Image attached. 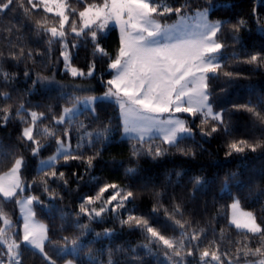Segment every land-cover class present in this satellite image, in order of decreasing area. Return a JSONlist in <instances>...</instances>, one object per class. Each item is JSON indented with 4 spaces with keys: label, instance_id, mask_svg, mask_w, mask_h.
Listing matches in <instances>:
<instances>
[{
    "label": "trees",
    "instance_id": "obj_1",
    "mask_svg": "<svg viewBox=\"0 0 264 264\" xmlns=\"http://www.w3.org/2000/svg\"><path fill=\"white\" fill-rule=\"evenodd\" d=\"M94 2L100 3L102 0ZM211 2L220 5L210 14L213 20H230L232 24L240 19L246 22L236 33L238 42L232 39L231 25L225 29L228 46L224 49V70L233 72L234 76L227 78L221 75L214 88L213 108L227 110L224 118L231 135H226L221 130L213 133L211 137L202 136L201 131H210L213 121L209 119L207 124H202V117H190L194 135L183 139L180 150L172 148L164 156L155 159L148 156L137 159L131 155V143L135 141L129 142L122 137V120L115 104L104 102L94 105L100 120L93 121L90 109L75 116L70 128L71 141L73 151H76L81 136L93 133L91 139L94 146H88L85 140L79 151L84 152L85 159L97 151L100 156L93 161L94 167L89 173L85 172L86 164L79 161L65 164L61 158L56 163V170L64 172L67 185L63 182H51L49 187L54 191V196L43 191V175L37 174L39 160L52 155L57 147L55 140L43 133V129L52 124L51 119L37 123V138L45 146L36 157L21 146L17 139L20 130L28 126L24 121L31 120V111L43 112L48 117L59 116L64 107L74 104L73 98L77 96L72 91L65 92L60 86L44 84L49 77L67 82L95 80L97 90L105 91L106 87L101 81L111 78L108 62L109 57H114L118 51L119 31L114 27L107 34H102L101 44L107 55L94 53L90 40L77 39L80 42L72 56V64L85 73L90 65L95 64V74L92 77H73L64 70L60 55L61 44L54 42L49 46L46 37H36L31 32L30 20L40 18L38 15L26 20L17 8L0 16V30L11 26L14 19L20 21L16 25L18 33L26 45V50L32 51L29 59L20 62L8 61L4 64L5 71L13 74L14 80L6 84L0 79V93L7 92L11 97L5 99L0 96V109L10 108L12 114L5 124L0 111V174L9 170L15 158L24 156L26 167L22 170L25 184L23 193H31L44 202L43 205L34 203L33 207L35 217L48 226L49 241L45 243V251L56 263L62 264L67 259V255L60 254L59 251L65 247L63 237H68L69 244L74 238L81 241L83 250L75 257L77 264H109V260L113 264H175L180 259L175 256L169 259L162 245L150 242L147 234L139 229L122 226L120 218L115 214H105L99 221H90L84 216L77 218L80 198L95 195L97 190L96 182L89 183L90 176L98 177L101 183L115 182L122 188L132 184L136 192L137 214L143 215L165 236L175 241L183 239L186 247L182 254L187 251L188 244L181 233L184 232L186 236L198 233L200 240L193 241V244L199 243L200 247L193 249L194 256H185V264H200L199 252L204 248L218 250L223 264H229V261H236L237 258L239 262L260 258L251 255L245 257L242 252L237 251L245 244L255 249L260 246V241L252 238L251 234L246 235L243 230L236 229L229 221L230 203L237 196L241 206L252 211L264 227V122L256 119L250 112L237 111L232 107L249 105L264 115V63L257 65L244 62L248 59L246 54L264 55V0ZM207 3L208 0H192L191 7L195 11L206 7ZM47 16L50 20L53 19L52 14ZM172 19L174 18L169 20ZM25 23L29 24L28 28L22 27ZM25 72L29 73V77H25ZM38 78L39 82L33 85L32 81ZM36 105L40 107H35ZM97 132L103 134L99 141L95 139ZM232 139H246L249 143H259L261 146L255 152L249 149L244 153L226 155V143ZM156 142L159 143L158 140ZM129 167L137 169L134 181L131 176L125 175V169ZM73 172L83 179L77 181ZM197 179L201 181L199 185L196 183ZM160 193L164 195H158ZM16 199L17 197L5 200L0 197V209L3 215L12 220L11 229L15 228L13 235L19 242L16 234L22 233V219ZM177 206L180 213L174 214ZM153 208L157 210L155 213ZM170 215L172 219L168 218ZM77 219L87 227H77ZM174 220H180L185 225L184 229L176 226ZM2 224L3 217H0V228ZM105 230L111 234L104 235ZM1 249L3 251L0 255L9 263L6 245H1ZM21 253V264H46L40 254L30 246L21 244Z\"/></svg>",
    "mask_w": 264,
    "mask_h": 264
},
{
    "label": "snow or ice",
    "instance_id": "obj_2",
    "mask_svg": "<svg viewBox=\"0 0 264 264\" xmlns=\"http://www.w3.org/2000/svg\"><path fill=\"white\" fill-rule=\"evenodd\" d=\"M191 4L192 0H102L100 3L94 0H73V2L69 0H0V16L19 8L26 20H30L33 15L40 17L30 20L31 32L36 37H46L49 46L54 42L61 44L60 55L63 58L65 70L70 71L73 77L93 76L95 64L89 66L86 74L71 66L68 36L72 34L73 41L80 38L90 40L94 53L107 55L101 44L102 34L108 29L110 23L119 27V48L114 57H109L108 62V69L112 75L107 81H101L106 87L103 96H90L83 99L74 97L73 107L63 109L59 116L48 117L43 112L31 111V120L24 121L28 126L21 128L17 139L21 142V146L30 151L34 157L38 156L45 146L37 138V123L49 118L52 121L50 127L43 129V133L55 140L56 154L46 161H41L37 171L38 175H43L41 184L45 193L55 195L49 187L51 182H63L65 186L67 185L64 172L56 170V163L61 158L65 164L71 161L86 164L85 172L89 173L94 167L93 161L100 156L97 151L85 159L84 152L79 151L85 140L88 146H94V141L91 139L93 133H85L81 136L76 151L70 149L72 116L78 112L76 107L78 104L89 106L93 121H99L96 107L92 106H98L104 102L114 103L123 122L124 136L129 142L135 141L131 143V155L137 159L141 156L155 159L164 156L172 148L180 150L183 139L194 135L193 128L189 126L190 121L184 118V114L193 119L197 116L202 117V124H207L209 119L213 121L210 131H201L202 136L211 137L213 133L221 130L226 135H231L224 118L227 110L223 108L219 111L213 110L214 88L221 75L227 78L234 76L233 72L224 70L226 67L224 49L228 46L225 29L231 25L232 39L238 42L236 33L245 26L246 22L243 19L237 20L235 24H232L230 20L210 21L209 13L220 5L208 0L207 6L202 10L193 11ZM189 13H193L198 21L195 30H189L185 23L190 19ZM47 14H52L53 19L50 20ZM171 18H175L177 23H166ZM19 23V20L14 19L11 26L0 30V79L6 84L15 77L5 71L4 64L8 61L20 62L32 57V51L26 50V45L18 33L16 25ZM22 27L28 28L29 24L25 23ZM71 47L75 48L77 44L72 43ZM246 55L248 59L244 61L245 63L257 65L264 63V55L260 53ZM24 75L26 78L29 77L28 72ZM39 79L32 81L33 85L38 83ZM0 96L11 99L7 92L0 93ZM232 107L237 111L250 112L256 119L264 122V115L256 111L254 107L249 105H233ZM0 111L3 113L6 124L12 116L11 110L3 108ZM105 130H107L106 126ZM102 135L97 132L95 139L99 141ZM157 140L159 143L156 142ZM260 146L259 143H249L246 139H232L226 143V155L234 152L244 153L249 149L255 152ZM25 167L26 161L21 155L12 161L7 172L0 174V197L13 200L25 191V184L21 179V173ZM136 171V168L129 167L125 169V175L131 176L134 181ZM73 176L77 181L83 179L76 172H73ZM91 182H96L97 190L95 195H85L80 198L77 218L84 216L90 221H99L105 214H115L120 218L122 226L139 229L147 234L150 242L162 245L169 259L172 256L180 258L175 261V264H185V256L192 257L193 249H199V243L193 244V241L200 240L198 233L194 232L190 236H186L184 232L181 233L188 244L187 251L182 254L186 247L183 239L175 241L165 236L143 215H138L135 205L136 192L132 184L122 188L115 182L101 183L95 176H90L89 183ZM196 183L199 185L201 181L197 179ZM106 193L108 195H105ZM158 195L163 196L164 193ZM15 202L21 205L23 212L22 233L16 234L19 242L8 235L6 229L0 228V244L7 247L9 264H21V244L37 250L46 264H56V261L45 251V242L49 241L48 226L38 223L33 211L34 203L43 205L44 202L32 195L16 199ZM230 208V224L260 241V246L255 249L245 244L237 251L242 252L245 257L258 256L260 259L255 264H264V227L257 223L256 217L251 212H243L240 209L239 200H234ZM152 211L155 213L157 210L153 208ZM179 213L180 209L177 206L174 214ZM0 217H3L2 209H0ZM168 218L173 217L170 215ZM4 223L6 226L11 225V221L7 218L4 219ZM174 224L180 229L185 227L180 220H174ZM76 225L79 228L87 227L80 224L78 219ZM103 234L111 233L105 230ZM62 239L65 247L59 250L60 254L70 253L76 257L83 250V245L78 239H72L70 247L68 237ZM199 262L200 264H212V262L223 264L218 250L210 251L209 248L199 252ZM0 264H3L2 259ZM66 264H75V259L66 260ZM109 264L113 262L109 260ZM229 264L233 262L229 261ZM235 264H239V258Z\"/></svg>",
    "mask_w": 264,
    "mask_h": 264
},
{
    "label": "rangeland",
    "instance_id": "obj_3",
    "mask_svg": "<svg viewBox=\"0 0 264 264\" xmlns=\"http://www.w3.org/2000/svg\"><path fill=\"white\" fill-rule=\"evenodd\" d=\"M204 8V7H203ZM203 8H200V10H202ZM198 10V9H197ZM210 14H211V12L209 13V16H208V19L210 20V21H216V20H213L211 17H210ZM189 16H190V19L188 20V21H186L185 23H186V25H187V27H188V29L189 30H195V27H196V24H197V19L194 17V15H193V13H189ZM166 23H168V24H173V23H177V21H176V19L174 18V19H172V20H167L166 21ZM114 27H116L117 29H118V31H119V27L117 26V25H115V24H113V23H110L109 24V26H108V29L103 33V34H107L109 31H110V29L111 28H114ZM119 35H120V33H119ZM68 41H69V51H70V54H71V59H72V56H73V54H74V51H75V49H76V47L75 48H72L71 47V44L72 43H76V44H78L80 41H73L72 40V34H70L69 36H68ZM63 59V58H62ZM64 62V61H63ZM71 66H73V67H76V66H74L73 64H72V62H71ZM77 68V67H76ZM79 69V68H78ZM64 70H65V66H64ZM79 70H81V69H79ZM67 71V70H66ZM82 72H84L83 70H81ZM89 71V70H88ZM87 71V72H88ZM68 72H70V71H68ZM86 72V73H87ZM85 73V72H84ZM85 73V74H86ZM94 74H95V72H94ZM94 74H93V76H94ZM83 77H89V76H87V75H85V76H83ZM92 77V76H91ZM44 84L45 85H47V86H60L61 88H63L64 89V91L65 92H67V91H72L77 97H79V98H81V99H83L84 97H90V96H97V97H99V96H103V94H104V92L106 91H102V92H100L99 90H97V82L95 81V80H91V81H87V82H67L66 80H59V79H57V78H55V77H49V78H47L46 80H45V82H44ZM73 107V104L72 105H68V106H66V107H64V109L65 108H72ZM76 107L78 108V112L76 113V114H74L73 116H72V119L75 117V116H77L78 114H80L82 111H84L85 109H90V107L89 106H86V105H84V104H78V105H76ZM92 107H94V105L92 106ZM213 110L214 111H219V110H217V109H214L213 108ZM184 118H187V119H189L190 117H187L186 116V114H184ZM123 123V122H122ZM190 126V125H189ZM191 127V126H190ZM122 137H124V138H127V137H125L124 136V131L122 132ZM73 144H72V141L70 140V149L71 150H73ZM56 154V150L54 151V153L52 154V155H50V156H48V157H46V158H42V159H40L39 160V162H38V165H37V168H39L40 167V162L41 161H46V160H48L50 157H52L53 155H55ZM58 163V162H57ZM7 172V171H6ZM5 173V172H4ZM1 174H3V173H1ZM21 179H22V181L24 182V180H23V177H22V173H21ZM29 195H32L31 193H21V194H19L18 196H17V199H23V198H25V197H27V196H29ZM234 200H239L238 199V197L237 196H235L234 198H233V200L231 201V203H230V205L233 203V201ZM18 206H19V212H20V217H21V219H22V225H23V212L21 211V205L20 204H18ZM239 206H240V209L243 211V212H251L253 215H254V213L252 212V211H250V210H247V209H244L242 206H241V204H240V201H239ZM33 211H34V207H33ZM255 216V215H254ZM5 218H7L8 220H10L11 221V225L10 226H6L5 225V223H4V219ZM230 218H231V208H230ZM35 219H36V221L38 222V223H43L42 221H40L39 219H37L36 217H35ZM257 220V219H256ZM257 223H259L258 221H257ZM43 224H45V223H43ZM12 225H13V222H12V220L10 219V218H8V217H6L5 215H3V224H2V228L3 229H6V231H7V233H8V235H11V236H13V238L14 239H16L15 238V236L13 235V233H14V231H15V228L14 229H11V227H12ZM46 225V224H45ZM22 230V229H21ZM18 242V241H17ZM46 243V242H45ZM1 245H4V244H0V253L3 251L2 249H1ZM69 247H70V244H69ZM35 250V249H34ZM37 251V250H36ZM80 254V253H79ZM64 255H67V259L66 260H68V259H75V257H73L70 253H65ZM0 259H2L3 260V264H9L8 263V261L6 260V258H3L1 255H0ZM260 259V258H259ZM66 260H65V262H63L62 264H66ZM258 259H256V260H249V261H243V262H239V264H249V262H251V264H255V262L257 261ZM233 262V264H235V261H232ZM56 264H58V263H56ZM75 264H77V262H76V260H75Z\"/></svg>",
    "mask_w": 264,
    "mask_h": 264
}]
</instances>
